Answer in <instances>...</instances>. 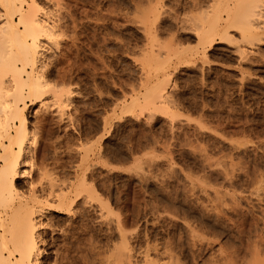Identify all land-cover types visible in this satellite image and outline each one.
Masks as SVG:
<instances>
[{"label":"rangeland","instance_id":"374dc122","mask_svg":"<svg viewBox=\"0 0 264 264\" xmlns=\"http://www.w3.org/2000/svg\"><path fill=\"white\" fill-rule=\"evenodd\" d=\"M39 1L51 19L63 14L66 21L57 47L45 50L65 57L46 76L65 102L42 112L35 102L27 122L37 128L42 166L52 178L67 187L83 174L98 194L74 203L77 215L41 217L52 227L38 229L47 251L40 261L52 264L64 249L71 264H119L124 236L136 264L148 256L157 264H264V55L248 49L243 58L218 43L203 57L194 50V32L180 21L189 11L179 0H56L61 9ZM180 45L197 53L186 60ZM141 49L154 51L143 56ZM155 52L162 70L159 60L148 59ZM145 57L154 67L148 73ZM157 80L170 98L167 114L138 104L125 112L132 96ZM27 181L21 179L24 189Z\"/></svg>","mask_w":264,"mask_h":264},{"label":"bare ground","instance_id":"6f19581e","mask_svg":"<svg viewBox=\"0 0 264 264\" xmlns=\"http://www.w3.org/2000/svg\"><path fill=\"white\" fill-rule=\"evenodd\" d=\"M47 1H55L54 3H56V0ZM180 2L183 3V5L185 4L189 11L188 17L185 16L183 18L181 16L183 19L180 21L189 25L187 28H189V30L191 29V31L194 32L193 34L197 42L196 49L194 48V50L197 51L200 49L201 51H199L203 54V57L205 56L206 49L213 48L214 45L218 43H227L234 46V51L238 52V55H241L242 57L246 55L245 52L248 49L250 53L252 51L255 53L256 51V54L259 53L258 55H264V53L262 52L264 51V0H179V3ZM57 3L55 4V6L57 8H60V5L57 6ZM58 12L60 13L59 9ZM58 12L57 15L59 16ZM50 14V8H48V6L46 5L44 6V3L40 2L39 0H0V264H45L40 261V257H42L43 254L47 251L44 250V248H40L39 243L41 242L42 244V242H44V239H42V236L38 232V229L45 226H52L49 223L50 221L44 222L43 220H41V217L44 216L46 212L50 211L70 213L74 216L77 214L73 210V205L76 202L78 203V200L83 198H91L92 200L98 199L96 197L97 193L94 188L95 186L90 187V184L89 186H87V180L85 181L86 178L82 173L81 174L83 178L79 177V181L75 180L76 184L72 183L73 185L71 184V186L69 185L67 187H64L66 185H64V183H62L61 185L58 183V181L56 180L57 176H55L56 178L54 176L52 178L50 171H48L50 172V176L48 175L46 168L47 165H45V168L42 166L43 163H47L43 158V155H40V148L38 146L37 140V135L39 133L37 134V128L35 129L36 126H32L33 128H30L27 122L26 110L35 102L39 103L38 109L35 110L36 112L39 110H41L42 112V109L48 108L49 106H51V104L56 105V107L60 109L64 108V91L56 88L55 85L50 84L47 80V75H50L55 67L62 65L65 61V57L64 59L62 58L64 60L63 61L62 59L55 57V55L53 57L51 55H46L45 53L48 51V49L46 52L45 50L46 46L52 48L57 47V44H59V39L63 35H65L64 31L67 30V26L65 27L64 25L66 22L65 20L64 24L62 23V13H60V15H62L57 19H51L49 16ZM135 14L137 15L138 12ZM180 21L179 23L181 24ZM64 27L66 29H64ZM182 27L183 26L181 25V28ZM146 30L148 31V29ZM168 37L169 36H167V39ZM150 45L152 46L151 43H149V46ZM166 45H168L169 47L168 42ZM157 46H159L160 48V44H158ZM175 47H173L172 49H174ZM180 48H182L183 50V47H181V45ZM185 49L186 47L183 50V55H181L186 58V60L190 59L194 53H197H185ZM145 50L144 52L140 51L143 52L141 53V55L145 54L143 56H147L149 52L154 51H149V49L146 51ZM169 50H167V53ZM176 50L178 49L176 48ZM176 50L174 49V51ZM180 50L181 49H179L178 51ZM188 50L189 49L187 47V51ZM159 51L160 50L158 49L157 52ZM157 52H155V55L158 59L155 57V55L151 56L149 54L148 59L151 60V63L153 61L158 62L159 57L157 55ZM166 55L168 57V54ZM143 56L142 58H144ZM167 57L166 59L168 60ZM242 57H239V59ZM138 58L142 60V58H140L139 56ZM259 58H261V56H259ZM160 63L162 64L163 62L160 61L157 68L162 70V66ZM158 64L156 63L154 64V66L156 67V65ZM142 65V72L144 71L143 69H145L146 72H149L154 68H151L150 65L152 64H149V61L147 63V59L144 64L142 63ZM157 72L158 71H156L155 73ZM158 73H161V71ZM147 82L149 83V81ZM158 83L159 84L154 85L151 84V88L148 86L150 89L147 91L144 89V95L143 93H141V96H139L138 94L132 96L128 105H126V108H124L125 112L131 113L133 112L135 106L137 107L139 105L138 107H140L141 105V108H145V110L152 109L153 111L167 114L168 109L166 108L167 106L164 107V104L167 103L166 100H168L169 95L167 89L165 90L163 82ZM146 86L147 85H145V88ZM38 161L41 163V166H38ZM25 177L28 178L26 189L22 187L23 180L21 182V179H24ZM62 182H64V180ZM70 221L72 222V220ZM122 238L123 240L121 241V243H123L124 249H122V245L119 246L118 244L119 249L122 250V252L120 251L121 253H116L117 260L120 261L118 263L136 264L131 259V249L125 248L126 240L124 239V236H122L121 239ZM112 243L113 245L115 244L114 242ZM163 250L166 249L163 248ZM255 250L257 251V249ZM66 251L67 250L64 251L63 249V252H56L57 254L52 264H71L69 262L70 258H68V256L66 255ZM166 252L168 251L166 250L165 253ZM158 255H160V253L156 254V256ZM108 256H112V252ZM148 257L145 259L146 264H157V262H153L152 259ZM167 257L170 259V261H168L171 263L172 255L169 252L166 258ZM251 258L252 257H250L249 259ZM114 260L116 261V259ZM175 261L177 262L176 259ZM232 262L231 264H233ZM160 263L166 264L167 262Z\"/></svg>","mask_w":264,"mask_h":264}]
</instances>
